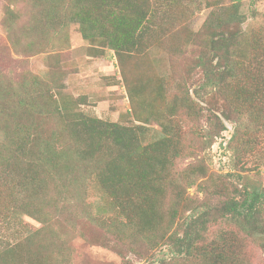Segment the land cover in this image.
Returning a JSON list of instances; mask_svg holds the SVG:
<instances>
[{
    "label": "trees",
    "instance_id": "16d2710c",
    "mask_svg": "<svg viewBox=\"0 0 264 264\" xmlns=\"http://www.w3.org/2000/svg\"><path fill=\"white\" fill-rule=\"evenodd\" d=\"M49 1L53 2L52 23L60 29L78 25L86 41H102L120 57L141 46V39L151 32L155 16L153 10L123 0ZM241 3L242 0H234L225 9L212 8L202 30L208 37L207 48L198 57L195 69L203 71L202 89L212 92V100L218 90L231 88L233 93L222 94L221 100L235 106L234 111L244 102L263 106L249 115L250 133H242L243 128L238 131L246 139L244 147L253 149L259 139L264 140V56L252 54L253 58L246 57L248 64L240 57L242 26L246 22ZM61 14L63 18L59 19ZM51 91L36 78L15 89L0 84V264H20L19 258L26 264L39 262L42 249H49L52 238L46 215L49 201L74 192L83 196L94 184L113 199L125 219L94 215L88 206L80 204L78 208L105 234L91 240V244L121 257L120 244L132 241L135 245L139 240L152 248L167 246L176 257L175 264H250L245 247L248 240L264 254L262 186H246L215 211L210 200L216 195L214 192L204 202L187 194L188 188L197 186V191L205 195L207 182L191 181L187 188L175 193L166 228L152 229L156 216L152 204L172 182L169 170L180 156L178 150L171 153L164 139L145 143L144 135L149 133L145 125L123 126L84 115L70 116L53 99ZM130 95L135 105L131 89ZM196 97L203 99L201 90ZM184 102L190 115L203 112L194 107L190 90ZM245 113V109H238V115ZM212 116L220 128L210 136L211 147L225 131L213 110ZM138 120L147 125L152 122L150 118ZM157 121L166 127V132L169 130L162 119ZM205 175L206 171L199 169L192 177L200 179ZM187 212H191L188 217ZM215 212L221 215L220 219ZM23 217H30L43 227L27 229ZM221 221L233 224L236 230L220 232L210 239L211 227ZM14 227L26 230L27 235L23 239L14 237L16 234L10 233ZM131 252L142 257L137 249Z\"/></svg>",
    "mask_w": 264,
    "mask_h": 264
},
{
    "label": "rangeland",
    "instance_id": "374dc122",
    "mask_svg": "<svg viewBox=\"0 0 264 264\" xmlns=\"http://www.w3.org/2000/svg\"><path fill=\"white\" fill-rule=\"evenodd\" d=\"M123 1L151 9L155 16L151 32L141 39V46L120 57L102 41H86L78 25L60 29L52 23L53 2L49 0H0V84L15 89L27 86L36 78L52 90L53 99L70 116L84 115L123 126L145 125L149 128V133L144 135L145 143L164 139L171 153L178 150L180 156L173 160L169 170L172 182L166 185L165 191L159 192L160 197L152 204L156 212L152 229L166 228L167 212L175 193L187 188L191 181L207 182L205 195L197 191V186L188 188L187 194L204 202L214 192L216 195L210 200L215 211L246 186L264 188V140L259 139L253 149L247 148L244 147L245 137L238 134L240 128H243L242 133L249 132V115L263 106L244 102L234 111L235 106L221 100L222 94L233 93L231 88L218 90L212 100V92L202 89L203 71L195 69L198 57L207 48L208 37L202 30L212 8L225 9L233 5L234 0ZM241 6L246 22L242 26L239 54L247 63L246 57L251 59L252 54L264 56V0H242ZM32 43L34 46L29 47ZM130 89L135 105L131 103ZM189 90L194 107L198 112L203 111L197 116L190 115L184 105ZM200 90L203 99L196 97ZM242 108L246 113L238 115V109ZM212 110L222 120L225 131L211 147L210 136L220 128ZM222 114L232 120L225 119ZM138 117L150 118L152 122L147 125ZM158 119L170 127L167 132L166 127L158 124ZM199 169L206 171V175L200 179L192 177ZM82 203L94 215L125 219L113 199L98 184L83 196L75 192L57 196L46 207L52 237L49 249L43 248L41 260L34 264L177 263L167 246L152 248L153 245L142 240L135 245L132 241L120 244L123 257L92 245L91 240L105 234L78 208ZM185 214L188 217L191 212ZM214 214L221 218L218 213ZM23 219L27 229L43 227L30 217ZM13 230L10 233L16 234L14 237L18 239L27 235L20 227ZM231 230H236L231 223H215L209 238ZM245 247L250 264H264V254L254 242L246 241ZM133 249L142 257L132 253ZM19 259L17 263L26 264L23 258Z\"/></svg>",
    "mask_w": 264,
    "mask_h": 264
}]
</instances>
